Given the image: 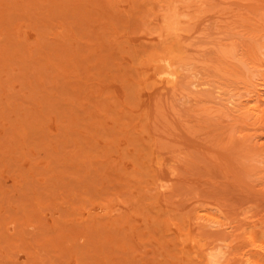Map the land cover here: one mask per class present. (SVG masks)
I'll return each mask as SVG.
<instances>
[{
  "label": "rangeland",
  "instance_id": "374dc122",
  "mask_svg": "<svg viewBox=\"0 0 264 264\" xmlns=\"http://www.w3.org/2000/svg\"><path fill=\"white\" fill-rule=\"evenodd\" d=\"M262 65L264 0H0V264H264Z\"/></svg>",
  "mask_w": 264,
  "mask_h": 264
},
{
  "label": "bare ground",
  "instance_id": "6f19581e",
  "mask_svg": "<svg viewBox=\"0 0 264 264\" xmlns=\"http://www.w3.org/2000/svg\"><path fill=\"white\" fill-rule=\"evenodd\" d=\"M248 66H250V65L248 64ZM248 66H246V69H247L246 73L250 72L249 73V75H250V80H249L250 83L248 85H250L251 88L248 91V93L246 94V97H248L246 100L248 102H250L251 104H253V106H251L249 109H247L248 112L247 111L246 112L249 113V115L251 117H256L257 123L259 125H264V109L261 108L262 106H264V70H263L264 69V65H262V68H261L262 70L261 69L260 70H257V69L253 70V68L248 67ZM244 67H245V64H244ZM174 73L175 72L173 71V73L171 72L170 75H172V77H173V76H175ZM188 77H189V83H187V84H188L189 87H187V88H190L191 92L194 91V94L198 93L199 95H202V94L206 95L207 93L213 91L214 94L216 95V99L218 100L217 101L215 99V95H214V100L215 101H217L220 105H224L225 109L227 108L229 111L233 112L234 114H237V113L239 114V112L241 111V107H243L242 106L243 104L241 102V99H242L241 97H243V96H239L238 97L237 95H234V93L232 95V92L230 91L231 92L230 95H228V93H227L228 97L226 96L227 97L226 98L225 95L223 94V92L225 93L226 90H224L223 87H220L219 86L220 84L217 81L216 82L215 81L212 82V81L207 80L206 77H204V75H202L201 73H197V71L194 68L189 69ZM179 80L182 83L180 78H179ZM177 81H178V78H176L175 82H177ZM175 84L177 85V83H175ZM222 88H223V91H222ZM235 94H237V93H235ZM245 108H246V106H245ZM242 111H244V110H242ZM242 111H241V114H242ZM203 217H201V216L199 217L198 216V219L197 218L196 219L198 220V222L199 221L202 222L201 220H203V223H204L205 227H204V225L201 226V227H204L205 229L206 228L210 229V230L211 229H215L219 233H222V232L224 233L225 231H228L230 229V228H227V226H228L227 224H225L227 226H226V228H224V226H225L224 224H222V225H224V226H222L218 222L213 221L211 218H210V220H206V219H204L205 217L204 218ZM208 219H209V217H208ZM203 223H201V224H203ZM205 223H207V224H205ZM216 231H214V232H216ZM214 232H212V234ZM220 236L221 235L219 234V237ZM224 239H226V238H218L217 241L219 243L216 241V243H218V244L216 245V243H215V245H214V247L216 246V248L210 249V251L208 250L209 251L208 252L209 259L207 260V262H208L207 264H226V261H225L226 258L225 257H226L227 253L225 254V251L227 252V250H225V249H228V248H226L228 244H226V242H225L227 240H224ZM214 240H216V239H214ZM254 251H256V250L254 249L253 252ZM253 252H252V250H249L247 253H245L242 256V258L240 257V260H241L240 262L243 263V264H257V261L254 260L253 256L251 255V254H253ZM258 253L261 254L259 252V250H258ZM258 253H257V255H258ZM238 262H239V260H238Z\"/></svg>",
  "mask_w": 264,
  "mask_h": 264
}]
</instances>
